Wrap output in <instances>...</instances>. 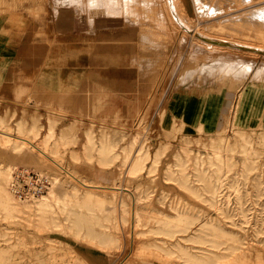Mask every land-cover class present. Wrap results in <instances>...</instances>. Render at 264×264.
<instances>
[{"label":"rangeland","instance_id":"1","mask_svg":"<svg viewBox=\"0 0 264 264\" xmlns=\"http://www.w3.org/2000/svg\"><path fill=\"white\" fill-rule=\"evenodd\" d=\"M175 2L186 26L204 35L222 34L221 20L264 9V0H180L182 10ZM72 3L0 0V44L18 40L36 20L38 37H48V48L42 52L48 77L43 94L37 99L31 89L21 88L16 106L5 110L0 98V116H7L15 133L20 120L36 119L39 140L51 122L56 137L74 126L76 142L61 145L52 157L86 182L119 187L109 204L116 206L112 219L84 231H111L120 243L104 246L91 235H76L64 218L62 227L40 231L34 223L4 218L0 208V228L11 236L0 242V264H139L136 251L144 236L138 232L149 230L153 220L175 215L174 207L194 216L184 221L194 220L192 226H197L191 240L183 243L189 254H199V248H223L224 258L212 263L264 264V76L255 78L264 52H217L200 41L191 48V35L154 3L145 6L140 0V9L129 15L132 24L123 13L108 15L88 0ZM126 5L135 7L132 1ZM258 21L243 26L237 36L264 47V18ZM253 57L257 62L250 73L237 75V63ZM251 86L261 88L252 91V103H258L260 95L263 105L236 107ZM89 135L95 146L87 152ZM103 139L114 145L117 155L109 164L100 161ZM133 140L157 152L158 160L148 163L141 178L126 179L123 158ZM219 142L224 153L230 151L226 165L213 153ZM12 153L0 146V163L13 164L12 170L22 166L38 171L19 163ZM46 161V171L68 178L66 171ZM134 193L142 195L138 206L146 227L134 229ZM122 199L128 212L120 208ZM22 232L26 237L18 240ZM148 235L166 234L154 230ZM233 247L238 249L233 252Z\"/></svg>","mask_w":264,"mask_h":264},{"label":"bare ground","instance_id":"2","mask_svg":"<svg viewBox=\"0 0 264 264\" xmlns=\"http://www.w3.org/2000/svg\"><path fill=\"white\" fill-rule=\"evenodd\" d=\"M77 1L79 2V0ZM88 1V4L91 7H103L108 15L116 16L123 13L125 19H127V21L131 24L132 21L129 20V15L134 10L138 11L141 4L139 3L140 0ZM127 1H132L135 7L132 8L130 5H126ZM175 1L179 3L182 10L183 7H181L182 4H180V0H141L145 6H150L154 3L160 6L165 12H168L169 18L176 23V26L178 24L191 35V48L195 43L200 41L203 45L211 48V50L214 49L217 52H229L232 50L235 51V49L245 53L250 52L256 55H258L261 51L264 52L262 44L249 45L246 41L239 39L237 36V34L242 35L240 33L244 32L243 26H249L251 23L254 24L255 22H259L258 20L260 18H264V9H259L249 13L241 12L240 14L231 16L228 19L223 21L221 20L219 21V24H222V34L204 35L199 33L195 27H190L191 25L186 26V24L182 21L183 17H180V14L178 13L179 7ZM65 3L69 6L74 5L72 0H65ZM218 18L219 17H216L215 19ZM234 33L236 35H234ZM240 67L245 72L244 76L250 72V66L247 71L244 64L241 63ZM73 128V125L66 127L59 137H56L55 128L51 122L46 134L39 140L40 127L36 119H33L31 122L20 120L17 122V133H15L11 128L7 116H0V146L17 154L16 156H18L20 161L19 163L35 167L39 172L50 175L52 179V185L47 193L31 200H22L19 199L10 188L13 164L0 163V208L4 211V218H8L14 222L34 223V225L38 226L40 231L62 227L64 224L61 221V218H64L70 222L69 226L74 229V233L76 235L88 234L91 235L93 239H97V241L104 246H117L120 243V238L114 232L105 230L96 235L95 231L89 234L87 231H84V229H89L97 224H101L102 219H112L111 213L116 210V206H109V204L114 203L117 194L114 190L119 187L104 186L101 184L86 182L71 170L66 169L58 160L52 157V154L57 152V148L61 145H68L72 142H76L77 136L73 133ZM104 140L105 139L102 140L99 147L100 161L105 164H109L116 160L117 155L114 152V145L107 140ZM213 144L215 145V142ZM85 145L87 152L94 149L95 145L92 135L88 136V143ZM228 146L229 143L226 142L225 147ZM213 148V153L216 154V157L219 156L218 159L226 165L227 160L225 159V155L230 151H227L228 153H224L226 150L222 149L224 147H222L221 142H219L218 146ZM184 150L187 154V148H184ZM243 151L247 152L246 150ZM156 154L157 152L153 154L145 143L141 142L136 144V140H133L130 147L125 149L123 158L124 177L126 179H138L144 176L149 169L148 163L152 162L154 165V163L158 160V154ZM14 156L15 155H13V158ZM9 159L11 158L9 157ZM46 159L51 160V162L63 170V172L66 171L68 178L66 177V179H64V177H61L59 174H52L50 171H46L47 163L49 162H47ZM179 159L180 157L177 158V160ZM202 161L203 160L198 157L196 162H199L201 165ZM222 177L223 176H219L220 184L222 183ZM70 179L73 180L75 184H73L74 182H71ZM123 190H128V188H123L122 191ZM101 192L103 195H107L110 192L111 196L109 198H105L102 194H99ZM214 193L216 195L219 194V190L216 189ZM134 200L136 203V206L133 209L134 229L135 227L143 225L146 227L148 226V223L145 224L143 222L141 215L142 210L138 206L140 205V200H142V195L140 193H134ZM120 201L121 210L123 212H128L129 207L127 206L125 200L122 199ZM215 201L217 208H221L220 205L218 206L217 204L218 199ZM174 209L175 215H167L166 217L153 220L154 224L157 223V225L151 224L149 230H140V232H138L139 236H144L142 244L138 246L136 251L139 258V264H182V261H184L185 264H187L188 261L191 264H214L212 263L213 261L223 259L225 256L221 251L223 248H219V251L210 248H199V254H189L188 251H186L183 243L187 240H191V237L189 236L193 235V230L197 226H192V224H194V220L189 222L187 220L184 222L187 217H194L192 213H189L187 210H177L175 207ZM153 217L157 216L153 215ZM183 223L184 225L185 223L188 225L185 228H181ZM154 230H158L166 235L162 237L148 235V231L152 232ZM25 235V232L17 233L16 238L18 240H23L26 237ZM10 238V232L0 228V242L2 240L8 241ZM235 249L238 248H231L233 252ZM0 251H2V249Z\"/></svg>","mask_w":264,"mask_h":264},{"label":"crops","instance_id":"3","mask_svg":"<svg viewBox=\"0 0 264 264\" xmlns=\"http://www.w3.org/2000/svg\"><path fill=\"white\" fill-rule=\"evenodd\" d=\"M36 21L33 24L31 21L27 24V29L18 40H11L9 38L6 41L2 40L0 44V98L2 99L1 106L4 110L7 107L16 106L17 93L21 88L31 89L34 96L38 99V94H43L44 86L48 81V77L44 75L45 68L43 65L46 56L42 53L48 48V37H38V20ZM256 62V57L238 62V68L235 70L237 72L236 74L245 75V72L240 67L241 63L245 65L246 71L250 66L251 71L256 65ZM263 76L264 63L257 69L255 78L260 79ZM256 90L260 91L261 88L251 86L249 92L243 95L236 107L240 105L243 110L251 104H255L258 108L261 107L263 105V98L260 95L258 97V103H252V99H255L252 96L256 95L252 91Z\"/></svg>","mask_w":264,"mask_h":264},{"label":"built area","instance_id":"4","mask_svg":"<svg viewBox=\"0 0 264 264\" xmlns=\"http://www.w3.org/2000/svg\"><path fill=\"white\" fill-rule=\"evenodd\" d=\"M52 185L51 176L37 170L16 167L13 169L10 188L22 200H31L48 192Z\"/></svg>","mask_w":264,"mask_h":264}]
</instances>
